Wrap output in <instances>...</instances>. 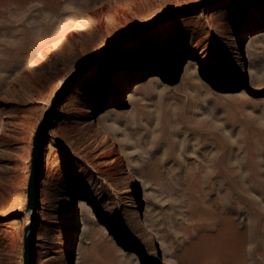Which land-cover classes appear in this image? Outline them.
<instances>
[{
    "label": "rangeland",
    "instance_id": "obj_1",
    "mask_svg": "<svg viewBox=\"0 0 264 264\" xmlns=\"http://www.w3.org/2000/svg\"><path fill=\"white\" fill-rule=\"evenodd\" d=\"M65 1L0 0V264L43 123L30 264H264V0H88L33 70Z\"/></svg>",
    "mask_w": 264,
    "mask_h": 264
},
{
    "label": "bare ground",
    "instance_id": "obj_2",
    "mask_svg": "<svg viewBox=\"0 0 264 264\" xmlns=\"http://www.w3.org/2000/svg\"><path fill=\"white\" fill-rule=\"evenodd\" d=\"M14 1L16 3H19L22 5V8L27 6V4L37 1V0H10ZM41 1V0H39ZM67 1V0H66ZM65 1V2H66ZM201 0H192L191 2H197ZM88 2V0H76V1H68V3H65V8L69 10L70 12L76 13V14H70L67 16H63L61 20H59L55 31L52 33V35L49 37V39L42 45L36 53L33 55V57L30 59L29 66L33 69H40L43 65V63L47 60V58L51 55H53L55 52H57L70 38V36H84L86 38V41L89 39V32H88V23H86V18L88 14L95 17L97 15V11H94L91 9V6H86L85 4ZM101 8V7H100ZM62 80L57 81L56 88L54 92L60 90L64 84H62ZM53 92V93H54ZM48 157L50 158V153L48 154ZM113 162H119L120 158L117 155H114ZM237 199H241V194H236ZM243 199H246L247 196H243ZM231 213L229 212V218ZM259 214V213H258ZM260 215V214H259ZM223 216L220 218L222 219ZM224 221L227 220V217L225 215ZM221 221L220 225L222 229L229 228V225L224 227L223 223H226ZM30 221L28 220L26 225H28ZM219 230V231H220Z\"/></svg>",
    "mask_w": 264,
    "mask_h": 264
},
{
    "label": "water",
    "instance_id": "obj_3",
    "mask_svg": "<svg viewBox=\"0 0 264 264\" xmlns=\"http://www.w3.org/2000/svg\"><path fill=\"white\" fill-rule=\"evenodd\" d=\"M45 129V123H43L37 131L34 139V148L31 161V174L28 183V202L27 210L32 216L31 222L26 226L24 241V264H30L31 255L33 252L34 239L36 234V222H37V200L39 197L40 182L42 166L44 162V142L40 139V132Z\"/></svg>",
    "mask_w": 264,
    "mask_h": 264
}]
</instances>
